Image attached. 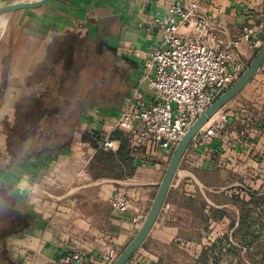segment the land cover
Masks as SVG:
<instances>
[{
	"label": "crops",
	"instance_id": "obj_1",
	"mask_svg": "<svg viewBox=\"0 0 264 264\" xmlns=\"http://www.w3.org/2000/svg\"><path fill=\"white\" fill-rule=\"evenodd\" d=\"M177 2L197 3V15L215 16L223 43L239 36L244 27L264 22V0H50L33 15L25 10L16 18V34L4 51L3 66L9 69L0 72L3 103L11 108L32 96L27 79L33 71L65 72L70 57L84 74V49L89 56L92 39H100L102 54L109 52L118 61L114 65L122 74L117 78L127 86L120 104L139 84L149 93L144 62L162 36L155 19L168 17V5ZM193 26L181 32L193 37ZM259 37L264 43V30ZM258 51L247 43L239 48L248 67ZM107 102L85 103L80 127L64 147L8 170L25 217L9 238L19 264H60L62 257L76 251L87 257L73 264H107L105 256L115 251L117 259L144 223L172 157L166 167L157 168L149 150L137 158L130 148L134 176L95 177L90 171L96 154L91 138L99 145L110 137L111 125L92 123L85 114L91 107L114 113ZM221 114L228 116L223 131L206 147L190 145L157 222L128 264H202L204 251L228 233L227 215L236 212L235 199L250 201L253 193H264V64L211 123ZM58 115L59 120L69 119L67 112ZM114 142V150L108 151L119 149L120 143ZM116 190L132 200L131 209L121 215L109 202ZM212 211L225 215L218 219Z\"/></svg>",
	"mask_w": 264,
	"mask_h": 264
},
{
	"label": "built area",
	"instance_id": "obj_2",
	"mask_svg": "<svg viewBox=\"0 0 264 264\" xmlns=\"http://www.w3.org/2000/svg\"><path fill=\"white\" fill-rule=\"evenodd\" d=\"M197 9V3H170L169 16L155 19L162 27V36L160 44L148 53L144 62L149 93H144L139 84L114 108V113L105 114L94 107L86 110L88 121L111 125L110 135L115 131L126 133L135 157L139 158L144 150L153 153L151 161L157 168L168 165L196 120L248 68L239 54L243 43L254 51L263 45L259 33L264 30V22L244 27L239 36L223 43L217 37L219 28L215 16H199ZM191 24L193 37L181 32ZM227 121L226 114H221L213 123L210 121L192 144L198 148L211 144ZM99 147L114 150L115 142L106 137ZM109 202L119 215L132 207V200L122 190L114 191ZM86 257V252L76 251L59 262L83 263ZM116 257L115 251H111L105 260L113 264Z\"/></svg>",
	"mask_w": 264,
	"mask_h": 264
},
{
	"label": "trees",
	"instance_id": "obj_3",
	"mask_svg": "<svg viewBox=\"0 0 264 264\" xmlns=\"http://www.w3.org/2000/svg\"><path fill=\"white\" fill-rule=\"evenodd\" d=\"M82 74L83 71L79 70L76 73L71 70L69 72L33 71L28 77V84L31 86L29 87L34 93L16 103L15 112L17 113L14 121L18 123L14 124L13 129L11 124L8 125L5 131L10 162L11 160L17 163L33 161L55 149L64 147L68 141L73 140L74 133L80 127L81 112L86 106L80 93L85 86L84 80H80ZM57 97L68 99L69 102L60 103ZM47 99L53 101L47 103ZM63 112H68V120L55 118ZM110 139L120 143L117 151L103 150L99 147L98 140L91 138L96 154L90 162V171L95 177L107 176L121 180L131 178L136 168L130 150L129 136L122 131H115L110 135ZM21 152H23L22 157ZM16 155L19 156L18 159ZM234 203L239 209L238 224L236 225L231 214L227 215L231 219L232 234L224 235L218 242L207 248L201 257L202 264H208L211 259L217 262L216 252H221L223 249L228 254L233 251L239 254L240 250H245L253 263L264 264L262 261H257L256 256H251L252 247L258 248L260 252L264 248L260 247L264 230V193H253L250 201L235 199ZM212 212L218 219L225 215L221 211ZM11 216L19 220L21 218L22 223L13 222L9 229L10 234L20 229L25 218L18 213L10 214V218Z\"/></svg>",
	"mask_w": 264,
	"mask_h": 264
},
{
	"label": "rangeland",
	"instance_id": "obj_4",
	"mask_svg": "<svg viewBox=\"0 0 264 264\" xmlns=\"http://www.w3.org/2000/svg\"><path fill=\"white\" fill-rule=\"evenodd\" d=\"M35 11L36 10H30V13H32L33 15ZM24 13L27 12L20 11L16 13L9 20L5 30V35L1 38L0 72L5 68H6L5 71L8 72L9 65L3 66V65H7L4 61V51H5V47H7L6 42H8V39L12 37V33L16 34V29L14 26V24L16 23V18L22 14L24 15ZM2 29L3 27L0 28V37L3 32ZM84 50H85V54L83 56V65L85 69H84V74H82L83 76H81L80 79H84L85 86L83 90L81 89L80 92L81 96L84 98L85 103L90 102L97 104L99 102L98 104H103V102L109 100L110 102L104 104L108 107L117 108L120 105L119 102L121 96L125 94V92L127 91V86L125 85V83H122L117 78V76H120L119 74H122V71L115 68L114 64L118 63L116 57L109 52L102 54L104 48H102L100 39L97 40L92 39L89 56L86 55V51H88L87 48H85ZM78 63L79 62L72 63V58L70 57L67 61L68 69L66 68V71L69 72L70 70L72 71L73 69L75 73L78 70L81 71L79 69L80 63L79 65ZM87 84L89 85V88H87ZM3 85L4 82L2 78V82H0V93ZM110 92L111 93L117 92V93L116 95H114V94H110ZM2 100L3 99L0 94V264H19L18 258L15 257V253L10 245L9 238L13 235V233L10 234L9 229L12 227L13 222L15 221L16 223L18 222L22 223V222H21V218L20 220L15 219L16 218L15 216L13 217L11 216L10 218V214L11 215H13V213L20 214L19 211L20 208H19V201L16 197L17 193H16V188L14 186L15 184L13 183L12 177L8 173V170H11V168L18 165V163L12 160L10 162V158H9L10 156L8 155L9 153L7 152V145H8L7 135L5 134L8 125L11 124V127L13 129L14 124L16 125L18 123V121H14L17 113L15 112L17 104L12 105V107L10 108L9 104L3 103ZM22 155L23 152H21L20 156L22 157ZM18 158L19 156L16 155V159ZM236 208L237 210L236 212H234L233 218L238 224L239 209L237 206ZM227 232L228 233H223L219 237L221 238L226 234H230V235L232 234L233 230L230 228V225ZM261 241L262 243L260 244L261 245L260 247L262 248L264 247V230L262 232ZM263 249L260 252L258 248L252 247L251 256L254 255L258 259L257 261L264 262ZM240 251L241 252L239 254L234 251L228 254L225 249H223L221 252L217 251L216 252L217 253L216 256H218V258H216L217 262H215V260L213 259V264H256L253 263L251 257L245 253V250H240Z\"/></svg>",
	"mask_w": 264,
	"mask_h": 264
},
{
	"label": "water",
	"instance_id": "obj_5",
	"mask_svg": "<svg viewBox=\"0 0 264 264\" xmlns=\"http://www.w3.org/2000/svg\"><path fill=\"white\" fill-rule=\"evenodd\" d=\"M50 0H0V24L9 20L18 12L25 10H37L46 5ZM6 27L2 29L1 38L5 35ZM264 64V43L257 52L256 57L249 67L241 75V77L225 92H223L217 100L209 107V109L201 115L188 131L186 136L176 148L172 159L165 171L164 178L156 194L150 211L139 229L138 233L126 247V249L118 256L113 264H128L136 252L143 246L144 242L150 235L155 223L157 222L162 209L165 205L166 198L176 174L180 168L181 162L188 151L190 145L200 133V131L235 97H237L243 89L252 81Z\"/></svg>",
	"mask_w": 264,
	"mask_h": 264
},
{
	"label": "bare ground",
	"instance_id": "obj_6",
	"mask_svg": "<svg viewBox=\"0 0 264 264\" xmlns=\"http://www.w3.org/2000/svg\"><path fill=\"white\" fill-rule=\"evenodd\" d=\"M2 27H3V28L6 27V22H3V23L0 24V28H2Z\"/></svg>",
	"mask_w": 264,
	"mask_h": 264
}]
</instances>
